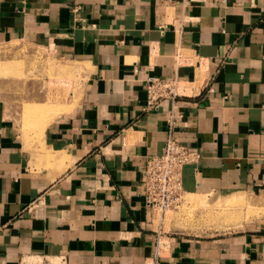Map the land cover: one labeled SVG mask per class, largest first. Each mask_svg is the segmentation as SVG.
Returning a JSON list of instances; mask_svg holds the SVG:
<instances>
[{
    "label": "crops",
    "instance_id": "crops-1",
    "mask_svg": "<svg viewBox=\"0 0 264 264\" xmlns=\"http://www.w3.org/2000/svg\"><path fill=\"white\" fill-rule=\"evenodd\" d=\"M22 37L88 71L78 102L32 139L0 93V264H146L157 252L159 264H264V224L160 245L144 170L173 102L143 109L150 77L190 82L200 91L176 100L175 136L200 157L183 192L261 189L264 0H0V44Z\"/></svg>",
    "mask_w": 264,
    "mask_h": 264
},
{
    "label": "rangeland",
    "instance_id": "rangeland-1",
    "mask_svg": "<svg viewBox=\"0 0 264 264\" xmlns=\"http://www.w3.org/2000/svg\"><path fill=\"white\" fill-rule=\"evenodd\" d=\"M41 45L27 37L0 44V93L25 140L41 136L50 121L71 110L87 79L86 65ZM151 218L163 236L162 247L176 234L214 237L244 231L264 224V186L256 191L183 192L172 208L151 210Z\"/></svg>",
    "mask_w": 264,
    "mask_h": 264
},
{
    "label": "built area",
    "instance_id": "built-area-1",
    "mask_svg": "<svg viewBox=\"0 0 264 264\" xmlns=\"http://www.w3.org/2000/svg\"><path fill=\"white\" fill-rule=\"evenodd\" d=\"M188 83V84H187ZM190 82L177 76L162 78L150 77L145 88L147 102L144 110H156L161 107L162 100L170 99L173 104L169 111V128L166 144L162 152L151 156L144 170L145 193L147 206L153 210H166L175 206L183 194V168L187 164L197 162L200 153L181 144L175 136L176 100L180 97L198 94L195 87L188 86ZM21 264H43L40 260H22ZM58 264H68L65 255L58 258ZM146 264H159V253L149 258Z\"/></svg>",
    "mask_w": 264,
    "mask_h": 264
}]
</instances>
